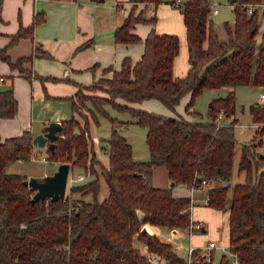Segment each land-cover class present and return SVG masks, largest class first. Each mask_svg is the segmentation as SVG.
Listing matches in <instances>:
<instances>
[{
	"label": "trees",
	"instance_id": "obj_1",
	"mask_svg": "<svg viewBox=\"0 0 264 264\" xmlns=\"http://www.w3.org/2000/svg\"><path fill=\"white\" fill-rule=\"evenodd\" d=\"M132 1L129 13L114 29V39L144 41L142 56L136 62L126 56L119 69L108 67L113 69L111 76L79 85L73 96L66 97L72 100L73 114L61 120L54 149H40L46 159L70 162L91 178L72 184L64 199L33 202L34 190L24 183L27 175L8 170L15 161L37 158L39 147L32 131L0 136V264H148L152 252L165 264H212L210 252L206 255L195 247L190 258L183 257L169 241L144 227L147 223L169 230L190 227L195 220L189 195H175L173 189L178 184L200 186L203 179L207 205L228 210L229 249L240 264H264V152L256 149L261 141L252 138L242 144L237 169L244 172V180L232 184L234 118L222 119L234 113V90L213 98L205 114L192 108L204 89L264 86V30L258 37L256 4L264 0H229L234 19L222 22L224 36L211 17V0H169L178 6L185 25L189 66L183 76L174 75L178 34L157 31V15L137 10L139 1L162 0ZM249 2L254 4L251 11ZM44 18L45 10L37 11L32 24L21 26L11 42ZM139 21L153 24L145 38L133 30ZM0 57L29 75L22 63L30 57L12 62L6 46L0 47ZM186 93L190 119L133 105L157 98L175 108ZM107 105L129 112L132 122L147 128L148 160L135 159L132 144L120 131L128 121L111 115ZM17 110L13 87L0 89V117H13ZM220 111L222 117L217 119ZM249 112L252 121L261 124L257 132L263 134L264 104H251ZM98 114L111 122L110 135L100 141L108 165L92 146L90 119L98 122ZM156 165L166 166L174 185L153 184ZM136 240L147 246L146 252ZM217 264L234 263L222 252Z\"/></svg>",
	"mask_w": 264,
	"mask_h": 264
},
{
	"label": "crops",
	"instance_id": "obj_2",
	"mask_svg": "<svg viewBox=\"0 0 264 264\" xmlns=\"http://www.w3.org/2000/svg\"><path fill=\"white\" fill-rule=\"evenodd\" d=\"M225 1L211 0V6L216 8V10H212L211 17L216 22L234 19L232 3L229 0ZM132 5V0H0V47H7L9 59L12 62H16L20 57H30L22 63V67L29 75L21 71L20 67L13 66L8 60L0 57V89L13 87L14 95L18 101V110L13 117H0V136L2 139L19 135L27 129L31 130L35 136L42 132L45 125L50 121L70 118L73 114L72 100L66 97L73 96L80 88L79 85L91 84L100 77L111 76L112 70L119 69L126 56L131 57L133 62L142 56L144 41H115L114 39L115 27L123 21ZM140 8H145L147 15L154 13L157 15L154 24L157 31L178 34L179 46L178 54L174 60V75L183 76L189 66L188 48L183 16L178 6L169 0H162L157 4L139 1L137 10ZM39 10H45V18L37 22L30 32L11 42L21 26L27 27L32 24L34 16ZM259 13L264 18L262 8H259ZM152 27L153 24L150 22L139 21L133 30L145 38ZM263 30L264 20L259 26L258 37ZM220 36L222 35L220 34ZM108 67H113V69L109 70ZM209 89L216 90L218 88ZM225 89V93L231 89L235 93L236 87ZM220 96L223 94H218L213 98ZM149 100L152 98L133 105L141 109L151 110L152 107L146 103ZM260 102L263 101L260 100ZM249 115L251 126L255 128V135L256 128L260 123L252 121L250 112ZM230 118H234V126L238 120L235 108L233 115L227 119ZM121 119L133 123L131 121L132 116ZM38 120L41 121L39 125L35 123ZM128 122L121 124L120 129L126 127ZM257 137H259L258 140L261 141V144L257 145L256 149L263 153L264 132ZM92 139L94 151L101 157V161L108 165V154L101 151L99 136H92ZM135 159L139 160L136 157ZM18 161L22 163L26 160ZM8 170L17 172L9 168ZM19 173L28 174L27 171H19ZM32 173L37 176L44 174V172ZM153 184L158 187L171 185L166 166L156 165L153 168ZM203 191H197L196 194L203 195ZM173 193L175 195L188 194L185 185L182 184L175 185ZM211 208L218 213L225 211V209L223 211L214 207ZM226 212L228 214V210ZM191 216L193 220L201 223L199 229L204 231L203 222L192 213ZM144 227L157 233L161 239L166 241L169 240L168 238L164 239L162 233L173 231L174 235L178 236L182 234L181 230H187L190 236L193 234L192 232L198 230L190 227L169 230L158 228L150 223L145 224ZM190 241L189 244H191ZM209 241L219 244L214 238H210ZM226 242L228 243V239ZM138 243L137 246L146 252L147 246L139 241ZM207 244L197 247L202 249ZM216 248H210L208 252H210L212 259L218 256V263L222 251ZM183 257H188V252Z\"/></svg>",
	"mask_w": 264,
	"mask_h": 264
},
{
	"label": "rangeland",
	"instance_id": "obj_3",
	"mask_svg": "<svg viewBox=\"0 0 264 264\" xmlns=\"http://www.w3.org/2000/svg\"><path fill=\"white\" fill-rule=\"evenodd\" d=\"M225 3L227 2L225 1ZM263 20L264 18L259 13L258 15L259 26H261V23L263 22ZM213 21L218 29L219 34L224 36L225 32H224L222 22H216L215 20ZM224 87L229 88L230 86H221V88L218 87V89L216 90L204 89L195 98L192 108L201 112L202 114H205L208 108L209 101H211L213 97H216L218 94H223V95L226 94L225 93L226 89ZM97 92L101 93L100 90ZM261 93H264V86L261 87V86H254L252 84H246V85H238L236 86V89H235V112L237 114L238 120L234 125L235 147H234L232 175L230 179V182L232 184L236 182H242L244 180V172L243 171L238 172L237 164L239 161L240 150H241L242 144L249 142L255 132V128L251 126V119H250L249 110H248L249 106L255 103H258L260 105L264 104V101L260 102L259 100ZM189 96H190L189 93L182 95V97L180 98L175 108H170L165 103H163L161 100L155 99V98L154 99L152 98V100H149V102H146V103L147 105H150L152 107L151 111L168 114V115H175V116L182 115L190 119L191 115L185 110V104L187 103ZM152 101H158L161 104H156L158 102H152ZM106 108L111 113V115L120 117V119L121 118H124V119L131 118L132 116L129 112L119 111L111 105H107ZM228 120L229 119L223 117L222 122H228ZM81 121H83V119H81ZM90 121H91V125H90L91 136H99V141H101V138L107 137L108 135H110L111 122L109 118L105 117L104 115L98 114V122L93 121L92 118L90 119ZM35 123L39 125L41 124V121L38 120ZM126 125L127 126L120 129V131L122 134L126 136L129 142L132 143V146L134 148L133 154L139 160H148L150 158V150L146 142L147 128L135 122L133 123L128 122ZM258 135L259 133L256 132L253 138L257 137ZM258 139L259 137L254 138V142H257ZM40 149L46 151L47 146L39 147L38 149H36L37 155L34 154V156H36L37 158H30L22 163L19 161H15L11 163L8 168L12 171L16 170L17 172L27 171L28 173L26 174L27 178L33 175L32 172H39V173L44 172V174L52 173L57 168L59 162L48 160V159L47 161L44 160L47 154L40 153L41 152ZM97 157L101 160V157L98 154H97ZM82 173L86 176V179L82 181H85L91 178L90 176H87L86 174L87 172L83 171L80 167L76 165L71 166V175L79 176ZM44 174H41V176ZM68 187H67V193L69 191ZM77 195L78 194H76V196ZM229 195H230V190H229ZM196 196L197 198H200L202 197V194L200 195L196 194ZM229 198H228V201H229ZM226 210L227 208L225 209V211L224 210L223 211L226 212ZM224 212L220 211L218 213L216 210H213L207 204H203L200 202L196 203L192 207L191 213L192 215L193 214L196 215L199 218L198 220H201L203 222V224L205 225V230L204 231H201L200 229L195 230L194 232H192L193 234H191L190 236L187 233V230H181L182 234H179L178 236H175L173 231H168L166 233H162V237L164 239L168 238L169 242L173 245L175 250L180 255H183V256H185L186 253L188 252L189 245H192L193 247H197V246L202 247L203 245L205 246V244L208 243L210 238L216 239V241L221 246H227L228 243L226 241L228 239V214L227 212L226 213ZM157 227L162 228L160 226H157ZM189 241L191 242V244H189ZM138 244L139 243L137 241L136 245ZM202 250H207V248L203 247ZM217 258L218 256H215L212 259V264H217Z\"/></svg>",
	"mask_w": 264,
	"mask_h": 264
},
{
	"label": "water",
	"instance_id": "obj_4",
	"mask_svg": "<svg viewBox=\"0 0 264 264\" xmlns=\"http://www.w3.org/2000/svg\"><path fill=\"white\" fill-rule=\"evenodd\" d=\"M210 105L211 101H209L208 106ZM61 127V121H50L45 125L42 132L34 136L33 143L39 147L47 146L53 150L57 131L60 130ZM70 171L71 163L63 161L58 164L57 168L52 173H47L42 176L31 175L26 178L24 183L34 190V195L31 200L34 202L39 199L47 198L51 200L64 199ZM171 185H174V182H171ZM226 185L229 186L230 182H227Z\"/></svg>",
	"mask_w": 264,
	"mask_h": 264
},
{
	"label": "built area",
	"instance_id": "obj_5",
	"mask_svg": "<svg viewBox=\"0 0 264 264\" xmlns=\"http://www.w3.org/2000/svg\"><path fill=\"white\" fill-rule=\"evenodd\" d=\"M256 4L259 6V8L264 9V1L260 2V3H256ZM253 6H254V4L252 2H249L247 10L251 11ZM213 10H216V8H213ZM260 100L264 101V93L260 94ZM221 117H222V111H220L218 113L217 119H220ZM44 160L47 161L46 158H44ZM84 179H86V176L83 173L80 174L79 176H73V175H71V171H70L69 177H68V185L70 187L72 184H75L78 181H82ZM206 185H207V182L204 179L201 181L200 186H198V185H196V186L195 185H185V188H186V190L188 192V195H189V209L190 210L192 209V207L196 203H199V202L203 203V204H207L208 203V197L205 194H203L202 197H200V198H197V196H196V192L197 191H203L205 189L204 187ZM66 194H67V191H66ZM200 227H201V223L197 222V221L192 222L191 225H190L191 229H199ZM213 247H217L220 251L228 254L232 258V262L234 264H240V262L238 261L236 253L232 252L229 249L228 245L227 246H221V245L215 243L214 241H209L207 246H206L207 250H202V249L201 250L203 252H205L206 255H207L208 250L210 248H213ZM194 248L195 247H193L192 245L188 246V258H190L191 251ZM148 254H149V256H148V258H149L148 264H165L163 258L159 254L153 253V252L152 253H148ZM207 260H209V256H207Z\"/></svg>",
	"mask_w": 264,
	"mask_h": 264
},
{
	"label": "clouds",
	"instance_id": "obj_6",
	"mask_svg": "<svg viewBox=\"0 0 264 264\" xmlns=\"http://www.w3.org/2000/svg\"><path fill=\"white\" fill-rule=\"evenodd\" d=\"M23 227V226H22Z\"/></svg>",
	"mask_w": 264,
	"mask_h": 264
}]
</instances>
